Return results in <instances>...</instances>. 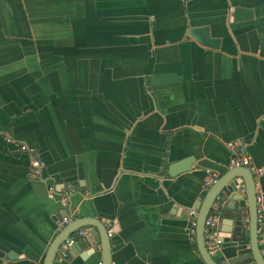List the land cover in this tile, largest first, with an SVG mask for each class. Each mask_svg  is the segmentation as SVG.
<instances>
[{
  "label": "crops",
  "instance_id": "0c3cea01",
  "mask_svg": "<svg viewBox=\"0 0 264 264\" xmlns=\"http://www.w3.org/2000/svg\"><path fill=\"white\" fill-rule=\"evenodd\" d=\"M230 141L264 193V0H0V264L43 263L67 183L72 220L110 231L111 264H205L188 213ZM245 203L243 236L220 210L218 264L250 254ZM89 236L53 264L101 263Z\"/></svg>",
  "mask_w": 264,
  "mask_h": 264
},
{
  "label": "water",
  "instance_id": "95a60500",
  "mask_svg": "<svg viewBox=\"0 0 264 264\" xmlns=\"http://www.w3.org/2000/svg\"><path fill=\"white\" fill-rule=\"evenodd\" d=\"M188 35L203 45L211 47H216L218 45V41L210 37L206 27H192L190 28ZM178 169H180V165H175L174 167L170 168L169 173L171 175L177 174L179 172ZM255 180L254 174L246 167H231L222 176H220L215 183L212 184L202 199H200L194 206V209L197 210L195 240L197 250L205 264H218V262L213 257L214 255L209 254L205 247L204 222L215 197L222 192L224 194L229 192L230 194L228 202L224 204L223 207L233 210V213L226 215V217L233 221V225L235 227L234 229L237 232L239 231V235L242 236L244 235V232H241L240 229L244 227V222L242 207L239 205V201L245 198L247 217L246 223L250 242V254H240L239 256H234L230 258L228 262L222 264L248 263L251 259L255 264H264V254L262 253V247L264 246V234L262 235L258 231ZM242 186H244L243 193ZM62 216H64V214H62ZM62 216L60 217V222ZM95 221H99L101 223L100 220ZM86 226L93 227V229L85 232L86 235L88 234L90 235L89 237H92V239H89L90 243L94 244L95 242H100L102 251L101 264H111L110 239L108 236L110 231L105 228L103 223L100 227L99 224L94 222L93 218L74 219L72 222L62 225L61 229L56 233L55 237L49 244L42 264H53V262L56 260L55 258L58 248L65 238L72 232Z\"/></svg>",
  "mask_w": 264,
  "mask_h": 264
},
{
  "label": "built area",
  "instance_id": "2783aa9c",
  "mask_svg": "<svg viewBox=\"0 0 264 264\" xmlns=\"http://www.w3.org/2000/svg\"><path fill=\"white\" fill-rule=\"evenodd\" d=\"M10 138H7V142H11ZM227 146L230 149L237 148V152L234 153L228 162L229 167H246L249 171L254 174L255 177V186H256V204H257V223L258 231L264 233V193L258 190V181L257 178L263 174V169L256 166L253 163L252 157L245 151V148L242 144H239L235 141H230L227 143ZM19 150L21 152L27 153L31 157L30 168L28 170V177L30 179L41 178L42 171L45 167V162L41 160L35 154V149L25 143H20ZM218 179V175L215 172L208 171V177L203 183V192L206 193L208 189L212 186L213 183ZM75 192V188L72 184L67 183L62 188L60 193V205L64 211V216L61 219L59 224V229L62 225L68 224L72 221L73 217L76 214V210L71 208L70 198ZM55 195V189L53 185L48 186V197L53 198ZM226 202L225 194L222 192L217 195L214 199V202L209 210V213L204 222V244L209 252V254L214 255L222 245V238L220 236L219 224L221 221L220 210ZM197 210L191 209L188 213V233L195 238L196 234V225H197ZM86 230L78 229L71 234H69L65 240L60 244L56 258L58 260H63L66 257V252L75 244L77 240L83 238ZM111 235V233H108ZM96 249L100 250L101 246L96 245ZM98 264H101L100 262Z\"/></svg>",
  "mask_w": 264,
  "mask_h": 264
}]
</instances>
